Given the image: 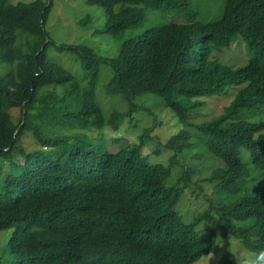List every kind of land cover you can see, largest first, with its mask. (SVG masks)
Returning a JSON list of instances; mask_svg holds the SVG:
<instances>
[{
	"label": "trees",
	"instance_id": "obj_1",
	"mask_svg": "<svg viewBox=\"0 0 264 264\" xmlns=\"http://www.w3.org/2000/svg\"><path fill=\"white\" fill-rule=\"evenodd\" d=\"M85 2L104 10V31L114 38L142 26L148 8L176 10L187 21L152 26L124 41L116 57L102 58L89 46L50 40V2L0 0V63L9 65L0 73V231L9 232L0 264H194L230 245L229 234L251 252L264 248V120L245 117L264 108V0H225L221 18L207 23L193 0ZM238 41L253 53L247 64L233 68L215 58L216 49ZM49 48L72 54L84 75L52 62ZM103 63L114 71L105 93L132 104L108 120L97 102ZM229 88L235 96L225 113L200 127L209 136L205 155L224 163L204 182L214 194L222 188L227 202L213 200L185 223L177 206L195 170L170 180L189 146L176 139L185 136L168 142L176 154L162 164L142 152L150 129L138 145L117 151L120 139L98 133L107 124L118 129L139 96H159L185 124L193 105L182 100ZM202 221L213 225L210 235L199 229ZM220 264L238 263L226 250Z\"/></svg>",
	"mask_w": 264,
	"mask_h": 264
},
{
	"label": "rangeland",
	"instance_id": "obj_2",
	"mask_svg": "<svg viewBox=\"0 0 264 264\" xmlns=\"http://www.w3.org/2000/svg\"><path fill=\"white\" fill-rule=\"evenodd\" d=\"M33 1L36 0H10V3H31ZM42 1L51 3V11L45 28L52 42L57 45H86L91 47L96 55L102 58L116 57L124 41L138 36L141 32L152 26L167 23H184L187 21L186 17L176 10H152L148 8L146 11V21L142 26L134 30L125 31L120 38H114L109 32L104 31L107 24V16L101 7L87 4L85 0ZM224 4L225 0H193L192 8L198 13L197 19L203 23H207L221 18ZM22 38L23 35H21ZM214 56L222 64H227L233 68H240L249 62L253 57V53L248 50L246 43L238 41L228 48L216 49ZM48 57L52 62L63 66L76 77L79 78V76L84 75L81 63L75 60L72 54L67 52L60 53L49 48ZM8 68L9 65L0 63V73L6 71ZM77 71H80L81 75ZM113 75L114 71L111 66L103 63L98 80L97 102L100 104L107 120L111 114L115 112H127L132 106V104L121 97H111L105 93V84ZM224 92L220 93L219 96L216 95L211 98H193L190 102L182 100L185 106L193 105L190 108L189 119L185 124L179 121L177 115L167 107L163 99L154 94H145L134 99L133 114L120 120L118 129L115 126L112 128L107 124L98 133L107 140L111 138L120 139L121 143H118L113 148V150L117 151L121 146L134 147L138 145L140 142L138 137L142 136L145 129H150L149 137L144 138L146 144L142 152L145 155H149L151 162L162 164H168L171 157L176 154L177 145L174 144L167 147L168 142L180 133L185 136L183 139H176V141L189 143V146L184 147L183 152L179 155L180 159H178V163L175 165L170 179H173L172 183H176L183 170L187 168L195 170V173H192L190 187L185 188L186 190L182 194L177 206V210L183 215L185 223L193 222L199 213L209 210L213 200L216 203L227 202L222 188L218 186L216 188L218 193L214 194L212 185L204 182L205 178L211 176L215 169L223 167L224 164L219 158L211 154L207 153L205 155L204 143L208 140L209 136L200 130V127L204 123L215 120L225 113L224 108L233 100L235 91L233 88H229V90H225ZM11 113L17 121L20 117V109L15 108ZM245 117L248 122L252 123L262 121L264 120V108L249 111ZM95 133L96 131L93 130L92 134L95 135ZM26 137L28 136L26 135ZM130 141L136 142L132 143ZM24 144L29 148L36 147L35 143L28 138H25ZM198 154H200L199 159L193 158L194 155ZM183 165L186 166L183 167ZM219 218L223 219L222 217ZM199 228L204 230L205 235H210L213 230L212 224L207 221L201 222ZM8 236L9 232L0 231V254L2 253L1 247L7 244ZM230 249L241 263L245 257H253L256 253L243 247L240 241L233 237L230 238ZM202 260L205 261L202 262ZM207 260L216 263L222 260V254L212 253L206 255L195 264H199L200 262V264H209Z\"/></svg>",
	"mask_w": 264,
	"mask_h": 264
},
{
	"label": "clouds",
	"instance_id": "obj_3",
	"mask_svg": "<svg viewBox=\"0 0 264 264\" xmlns=\"http://www.w3.org/2000/svg\"><path fill=\"white\" fill-rule=\"evenodd\" d=\"M166 164V163H165ZM224 164V163H223ZM224 166V165H223ZM214 187L215 186H212V189L214 190ZM207 211V210H206ZM203 222V221H202ZM200 225V224H199ZM213 226V225H212ZM212 228V227H211ZM199 229H201V228H199ZM203 230V229H202ZM204 234H205V232H204ZM230 235V234H229ZM231 237H233L234 238V236H229V238H231ZM219 247H220V250H219ZM218 249V250H217ZM215 250H217V251H214V252H212V253H214V254H218V253H221L222 254V260L224 259V256H225V252H226V250H229L230 252H231V254H232V256L234 257V258H236L234 255H233V253H232V251H231V249H230V245H220V246H215ZM254 252H256V251H254ZM212 253H210V254H212ZM210 254H208V255H210ZM201 259H199L198 261H200ZM222 260H220V261H218V262H216V263H214L213 261H209V260H207V261H209V264H220V262L222 261ZM236 260H237V263L238 264H264V248H262V249H260L259 251H257L256 253H255V255L252 257V256H248V257H245L244 259H243V262L241 263L237 258H236ZM197 261V262H198ZM203 261H205V260H202V262ZM197 262H195V263H197ZM194 263V264H195ZM201 263V262H200ZM199 263V264H200Z\"/></svg>",
	"mask_w": 264,
	"mask_h": 264
}]
</instances>
